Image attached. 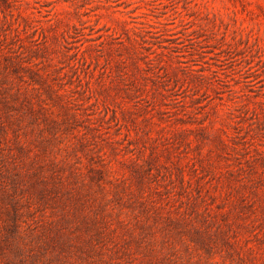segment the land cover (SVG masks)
<instances>
[{
    "label": "rangeland",
    "instance_id": "374dc122",
    "mask_svg": "<svg viewBox=\"0 0 264 264\" xmlns=\"http://www.w3.org/2000/svg\"><path fill=\"white\" fill-rule=\"evenodd\" d=\"M0 264H264V0H0Z\"/></svg>",
    "mask_w": 264,
    "mask_h": 264
}]
</instances>
